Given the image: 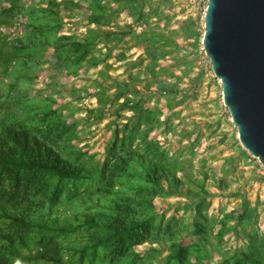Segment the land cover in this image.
Wrapping results in <instances>:
<instances>
[{
	"label": "rangeland",
	"instance_id": "rangeland-1",
	"mask_svg": "<svg viewBox=\"0 0 264 264\" xmlns=\"http://www.w3.org/2000/svg\"><path fill=\"white\" fill-rule=\"evenodd\" d=\"M206 6L207 0H0V125L51 126L61 132L63 156L93 171L88 179H49L46 192L57 191L52 200L34 195L43 216L75 227L56 235L62 264L263 258L264 167L240 144L204 54ZM75 41L84 44L78 51ZM132 150L168 166L174 182L163 184L150 206H139L145 226L127 242L125 256L112 259V247L93 238L103 230L83 224L80 214L115 215L107 207L135 195L131 187L143 179L133 176L114 178L109 192L95 190L109 178L106 164ZM37 249L32 244L24 254Z\"/></svg>",
	"mask_w": 264,
	"mask_h": 264
},
{
	"label": "trees",
	"instance_id": "trees-1",
	"mask_svg": "<svg viewBox=\"0 0 264 264\" xmlns=\"http://www.w3.org/2000/svg\"><path fill=\"white\" fill-rule=\"evenodd\" d=\"M71 46L78 51L84 44L75 41ZM83 57L84 53L78 56L79 59ZM59 138L61 132L54 131L51 126L43 130L37 126L0 125V264H19L24 259L63 263L62 245L56 235L72 232L75 227L43 216L35 196L52 200L57 191L46 192L49 179H88L93 171L65 158L58 149ZM125 155L129 157L120 155L114 162L106 164L104 174L109 178L95 190L109 192L114 178L133 176L143 179L138 187H131L135 195L113 201L107 208L116 211L115 215L104 211L80 214L83 224L103 230L96 232L93 238L97 244L112 247V259L125 256L127 242L145 226V221L137 217L139 206H150L163 184L174 182L172 172L163 163L150 161L133 150ZM81 199L85 201V198ZM32 244L38 247L36 253L25 256L24 250H30ZM262 257L256 264H264V255Z\"/></svg>",
	"mask_w": 264,
	"mask_h": 264
},
{
	"label": "water",
	"instance_id": "water-1",
	"mask_svg": "<svg viewBox=\"0 0 264 264\" xmlns=\"http://www.w3.org/2000/svg\"><path fill=\"white\" fill-rule=\"evenodd\" d=\"M202 34L238 140L264 167V0H207Z\"/></svg>",
	"mask_w": 264,
	"mask_h": 264
}]
</instances>
